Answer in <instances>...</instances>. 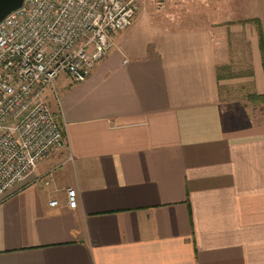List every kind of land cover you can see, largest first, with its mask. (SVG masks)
<instances>
[{"label":"crops","instance_id":"1","mask_svg":"<svg viewBox=\"0 0 264 264\" xmlns=\"http://www.w3.org/2000/svg\"><path fill=\"white\" fill-rule=\"evenodd\" d=\"M165 2L44 90L64 145L1 196L0 264H264V109L225 116L217 79L244 34L264 99V0Z\"/></svg>","mask_w":264,"mask_h":264},{"label":"built area","instance_id":"2","mask_svg":"<svg viewBox=\"0 0 264 264\" xmlns=\"http://www.w3.org/2000/svg\"><path fill=\"white\" fill-rule=\"evenodd\" d=\"M138 2L23 0L0 21V198L64 145L44 90L60 74L84 81L113 35L132 24ZM66 198L74 208L73 188H66Z\"/></svg>","mask_w":264,"mask_h":264},{"label":"rangeland","instance_id":"3","mask_svg":"<svg viewBox=\"0 0 264 264\" xmlns=\"http://www.w3.org/2000/svg\"><path fill=\"white\" fill-rule=\"evenodd\" d=\"M163 2L165 0H154L152 9L156 11L155 13H162V10L166 9L162 8ZM167 11H171L170 6ZM139 12L140 9L136 14L138 15ZM158 14L154 15L157 16L155 19H158ZM166 21L171 22V19L166 18ZM225 55L226 62L219 66V72L222 76L219 89L221 92V102L224 107V115L232 117L237 112L243 116L258 114V112L264 109V99L253 94L249 77L248 46L244 34L233 33L230 35Z\"/></svg>","mask_w":264,"mask_h":264},{"label":"water","instance_id":"4","mask_svg":"<svg viewBox=\"0 0 264 264\" xmlns=\"http://www.w3.org/2000/svg\"><path fill=\"white\" fill-rule=\"evenodd\" d=\"M23 0H0V21L12 10L21 6Z\"/></svg>","mask_w":264,"mask_h":264},{"label":"trees","instance_id":"5","mask_svg":"<svg viewBox=\"0 0 264 264\" xmlns=\"http://www.w3.org/2000/svg\"><path fill=\"white\" fill-rule=\"evenodd\" d=\"M259 34H260V36H261V32H260V30H259ZM260 43H262V39H261V37H260ZM261 46H262V44H261ZM217 79H218V80H221V79H222V76H221V74H220V72H219V67L217 68Z\"/></svg>","mask_w":264,"mask_h":264}]
</instances>
